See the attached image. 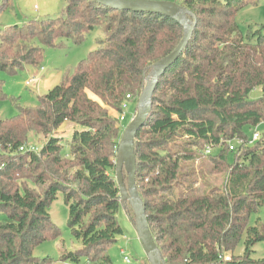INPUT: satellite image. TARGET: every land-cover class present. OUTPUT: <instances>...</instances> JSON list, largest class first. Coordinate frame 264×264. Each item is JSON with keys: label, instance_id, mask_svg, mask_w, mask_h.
I'll use <instances>...</instances> for the list:
<instances>
[{"label": "trees", "instance_id": "1", "mask_svg": "<svg viewBox=\"0 0 264 264\" xmlns=\"http://www.w3.org/2000/svg\"><path fill=\"white\" fill-rule=\"evenodd\" d=\"M167 1L193 13L196 27L159 79L151 114L135 141L136 186L151 235L166 264H264L252 259L255 245L264 242V225L250 224L264 209V135L250 143L244 132L264 124V25H248L243 33L238 22L259 0ZM6 3L0 14L14 8ZM65 4L55 19L0 29V70L10 73L25 66L40 71L45 50L59 42L80 45L93 32L104 35L73 73L39 96L36 107L13 99L19 114L0 118V264L58 262L34 252L61 238L48 212L59 193L69 207L72 235L82 244L59 261L80 264L86 257L90 264H114L109 248L123 235L117 214L124 203L131 208L116 180L124 105H133V118L150 67L184 37L179 23L157 13L112 10L91 0ZM257 88L262 97L250 100ZM6 96L0 80V100ZM67 121L78 130L66 141L65 155L55 134ZM37 136L46 139L38 152L19 151ZM207 148L218 150L204 156L210 173L230 172L225 185L202 194L187 164ZM127 216L135 225V215ZM244 236L245 252L237 257Z\"/></svg>", "mask_w": 264, "mask_h": 264}, {"label": "rangeland", "instance_id": "2", "mask_svg": "<svg viewBox=\"0 0 264 264\" xmlns=\"http://www.w3.org/2000/svg\"><path fill=\"white\" fill-rule=\"evenodd\" d=\"M10 5H13L14 8H7L8 10L0 14L1 31H5L6 27H21L34 19H55L63 14L66 6L65 0H7L6 7H10ZM238 22L243 33H246L248 25H264V0H259L257 6L249 5L239 15ZM5 34H9V32H5ZM103 37L104 35L100 31H96L88 35L80 45H75L72 40H64L63 42H59V46L57 47L47 48L44 54L43 68L40 71H36L31 66H25L24 69L17 70L14 73L0 70V80L2 81L3 91L7 95L4 100H0V118L10 119L19 114V109L14 104L13 99L17 100L19 105L23 107H36L39 102V96L45 94L48 89L55 84H59L61 78L66 75L67 72L71 71L73 73L83 59L98 49L97 40ZM61 43L62 45H60ZM262 94V89L257 88L250 94L249 99L258 100L262 97ZM89 97L103 105L101 99L96 95L89 93ZM139 98L136 103H138ZM116 116L119 118L121 114L119 113ZM132 116L133 105L130 104L126 109L125 121L121 122L123 132L136 115L133 118ZM75 130H78V126L67 121L55 134L58 138L62 139L64 145L62 152L65 155L69 154V149L65 145L66 141L72 138V134ZM255 131H257L260 136H263L264 124L256 128L244 129L249 140L253 138ZM30 143L41 149L46 143V139L44 136L32 137ZM206 150L199 152L198 158L190 164H187L195 169L196 173L193 178L198 187L204 188L202 194L213 187L225 185L230 172L212 175L210 173L211 163L204 157L206 155ZM212 151L215 154L218 153V150ZM5 158L6 155L3 156L2 159ZM24 175H27V173H24ZM122 205L123 207L119 209L117 217L123 230V235L118 237L117 242L109 248V255L114 264H150L144 247L138 237L136 227L127 216H133V211L127 204L124 203ZM48 212L51 216V220L60 229L62 235L59 240L43 243L35 250L34 256L37 258H54L58 261L56 264H71L69 262L59 261L60 257L64 253L80 250L82 244L73 237L68 226L69 207L64 202L61 193L58 194L57 200L50 206ZM257 223L264 225V209H262L259 214H255L251 217V226H256ZM245 240L246 236L243 237L235 251V256H243L245 252ZM102 250L104 249L102 248ZM253 250V260L257 261L264 259V242L257 243ZM94 254L93 252L91 256L93 257ZM104 254L107 253L104 252ZM124 257H128L130 263H126ZM80 264L90 263L86 257H82Z\"/></svg>", "mask_w": 264, "mask_h": 264}, {"label": "water", "instance_id": "3", "mask_svg": "<svg viewBox=\"0 0 264 264\" xmlns=\"http://www.w3.org/2000/svg\"><path fill=\"white\" fill-rule=\"evenodd\" d=\"M3 0H0V5ZM104 7L118 11L150 12L167 16L184 28V37L178 47L170 55L153 64L146 84L137 103V113L124 130L117 150V184L120 197L127 202L135 215L134 223L138 237L144 247L150 264H166L162 254L154 241L143 201L136 186V147L135 141L139 130L146 124L152 111V98L159 79L179 59L188 47L196 27V17L193 13L179 4L167 0H91ZM192 17V19H190ZM124 172L128 177L125 184Z\"/></svg>", "mask_w": 264, "mask_h": 264}, {"label": "built area", "instance_id": "4", "mask_svg": "<svg viewBox=\"0 0 264 264\" xmlns=\"http://www.w3.org/2000/svg\"><path fill=\"white\" fill-rule=\"evenodd\" d=\"M29 84V83H28ZM127 98H130V96H128ZM124 109H127V105L125 104L124 105ZM124 120V115L122 116L121 118V121ZM260 139V135L258 134L257 131H255L254 135H253V138L251 139L250 143H254L256 141H258ZM238 144H240V142H237ZM230 150H234V144H230ZM20 152H25V151H32V152H38L39 149L37 146H35L34 144H28V145H25V146H22L20 149H19ZM213 153L212 149L211 148H207L206 150V155H209ZM223 257V256H222ZM225 260H230V256H224L223 257ZM124 260L126 263H130V259L128 257H124Z\"/></svg>", "mask_w": 264, "mask_h": 264}, {"label": "crops", "instance_id": "5", "mask_svg": "<svg viewBox=\"0 0 264 264\" xmlns=\"http://www.w3.org/2000/svg\"><path fill=\"white\" fill-rule=\"evenodd\" d=\"M60 81H61V80H60ZM56 85H57V84H55L54 86H56ZM54 86H52L51 88H53ZM51 88H50V89H51ZM50 89H48V90H50Z\"/></svg>", "mask_w": 264, "mask_h": 264}]
</instances>
